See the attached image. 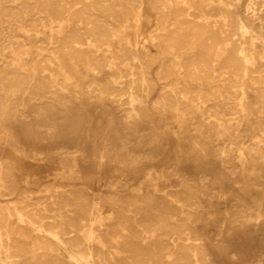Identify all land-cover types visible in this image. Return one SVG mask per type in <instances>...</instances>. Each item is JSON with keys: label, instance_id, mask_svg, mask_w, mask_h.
<instances>
[{"label": "bare ground", "instance_id": "obj_1", "mask_svg": "<svg viewBox=\"0 0 264 264\" xmlns=\"http://www.w3.org/2000/svg\"><path fill=\"white\" fill-rule=\"evenodd\" d=\"M0 264H264V0H0Z\"/></svg>", "mask_w": 264, "mask_h": 264}, {"label": "rangeland", "instance_id": "obj_2", "mask_svg": "<svg viewBox=\"0 0 264 264\" xmlns=\"http://www.w3.org/2000/svg\"><path fill=\"white\" fill-rule=\"evenodd\" d=\"M169 164H166L165 166H168Z\"/></svg>", "mask_w": 264, "mask_h": 264}]
</instances>
